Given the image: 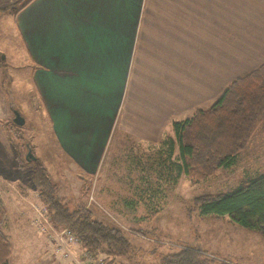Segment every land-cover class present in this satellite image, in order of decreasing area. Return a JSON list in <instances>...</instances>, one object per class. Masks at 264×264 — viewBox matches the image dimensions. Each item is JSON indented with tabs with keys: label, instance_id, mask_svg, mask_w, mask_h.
<instances>
[{
	"label": "crops",
	"instance_id": "1",
	"mask_svg": "<svg viewBox=\"0 0 264 264\" xmlns=\"http://www.w3.org/2000/svg\"><path fill=\"white\" fill-rule=\"evenodd\" d=\"M17 1L0 0V14L14 8L57 154L85 175L116 136L157 144L264 62V0H30L16 11ZM6 139L0 125V162Z\"/></svg>",
	"mask_w": 264,
	"mask_h": 264
},
{
	"label": "rangeland",
	"instance_id": "2",
	"mask_svg": "<svg viewBox=\"0 0 264 264\" xmlns=\"http://www.w3.org/2000/svg\"><path fill=\"white\" fill-rule=\"evenodd\" d=\"M13 9L0 14V61L8 77L7 104L12 106L0 118V125L3 121L13 123L34 145L33 154L47 169L58 199L71 207L87 208L94 218L119 228L129 248L125 256L92 257L77 240L62 233V228L54 227L30 181L31 168L18 167L5 130L9 146L7 159L0 162V198L6 209L1 229L11 247L8 264H157L161 255L184 246L198 248L228 264H264V237L227 216H201L192 205L198 194L228 191L243 179L264 172V119L232 167L219 168L214 176L202 180L181 175L173 187L163 185L165 196L159 199V212L146 219L143 205H130L127 199L133 196L141 172L152 171L150 164L157 158L158 143L116 136L95 173L75 172L68 160L57 154L47 116L32 93L29 58L14 25ZM12 110L23 118L21 125L13 121ZM26 153L21 148L22 159Z\"/></svg>",
	"mask_w": 264,
	"mask_h": 264
},
{
	"label": "trees",
	"instance_id": "3",
	"mask_svg": "<svg viewBox=\"0 0 264 264\" xmlns=\"http://www.w3.org/2000/svg\"><path fill=\"white\" fill-rule=\"evenodd\" d=\"M30 0H19L12 7L19 11ZM8 77L4 74L1 84ZM264 119V62L247 74L233 79L208 107L197 108L189 116L171 123L172 135L165 136L157 147L151 172L142 171L127 203L142 204L146 219L159 212L163 185L173 187L181 175L202 180L215 175L219 168L232 167L239 152ZM15 149L18 167L31 168L30 181L38 190L49 220L57 229H67L86 250L96 257L125 256L129 242L117 227L94 218L89 209L71 207L56 197L55 184L43 163L33 154L34 145L22 135L19 127L3 121ZM21 148L26 149L22 159ZM192 205L201 216H227L244 229L264 237V172L247 177L228 191L203 193L193 197ZM6 209L0 198V264H8L10 243L1 226ZM157 264H228L193 246L160 256Z\"/></svg>",
	"mask_w": 264,
	"mask_h": 264
},
{
	"label": "water",
	"instance_id": "4",
	"mask_svg": "<svg viewBox=\"0 0 264 264\" xmlns=\"http://www.w3.org/2000/svg\"><path fill=\"white\" fill-rule=\"evenodd\" d=\"M14 113H15V117L13 118V121L15 122V124L21 125L23 123V118H21L17 112Z\"/></svg>",
	"mask_w": 264,
	"mask_h": 264
},
{
	"label": "built area",
	"instance_id": "5",
	"mask_svg": "<svg viewBox=\"0 0 264 264\" xmlns=\"http://www.w3.org/2000/svg\"><path fill=\"white\" fill-rule=\"evenodd\" d=\"M62 233H66V234L69 235L70 239L76 240V238L67 229H62Z\"/></svg>",
	"mask_w": 264,
	"mask_h": 264
}]
</instances>
